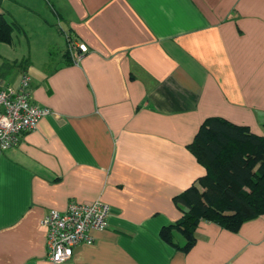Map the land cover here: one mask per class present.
I'll use <instances>...</instances> for the list:
<instances>
[{"label": "crops", "instance_id": "1", "mask_svg": "<svg viewBox=\"0 0 264 264\" xmlns=\"http://www.w3.org/2000/svg\"><path fill=\"white\" fill-rule=\"evenodd\" d=\"M0 14L24 43L0 85L27 73L49 109L0 149V264H54L41 218L94 200L105 227L59 264H264V214L236 231L200 220L187 250L160 237L206 173L189 149L204 120L264 136V0H0Z\"/></svg>", "mask_w": 264, "mask_h": 264}, {"label": "trees", "instance_id": "2", "mask_svg": "<svg viewBox=\"0 0 264 264\" xmlns=\"http://www.w3.org/2000/svg\"><path fill=\"white\" fill-rule=\"evenodd\" d=\"M16 29L14 21L0 14V43L11 44ZM189 149L206 173L174 196V203L182 205V217L160 231L163 241L183 250L194 244L200 220L236 231L247 219L264 214V136L211 117L201 123ZM173 229L184 237L182 246L174 243Z\"/></svg>", "mask_w": 264, "mask_h": 264}, {"label": "built area", "instance_id": "3", "mask_svg": "<svg viewBox=\"0 0 264 264\" xmlns=\"http://www.w3.org/2000/svg\"><path fill=\"white\" fill-rule=\"evenodd\" d=\"M68 47L76 53V60L88 50L74 39H68ZM29 82V75L23 73L17 88L0 85V149L16 145L20 136L36 129L38 121L49 112L48 108L30 102ZM109 211V205L100 200L71 201L63 211L48 210L40 220L48 259L54 264L65 262L72 256L75 245L91 244V231L105 227Z\"/></svg>", "mask_w": 264, "mask_h": 264}, {"label": "rangeland", "instance_id": "4", "mask_svg": "<svg viewBox=\"0 0 264 264\" xmlns=\"http://www.w3.org/2000/svg\"><path fill=\"white\" fill-rule=\"evenodd\" d=\"M14 38H15V33H14ZM18 37H20L19 39L23 38L22 35H17ZM30 36V35H29ZM16 37L15 39H13L11 44H2L0 43V54L2 55V57H0V61H3L2 59H4V55H10V56H15L17 54H19L20 52H24L22 51L24 49V43L21 40H18ZM29 43V42H26ZM19 45H21V48L19 47ZM23 45V46H22ZM16 57V56H15Z\"/></svg>", "mask_w": 264, "mask_h": 264}]
</instances>
